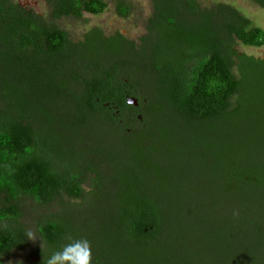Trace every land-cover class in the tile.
I'll list each match as a JSON object with an SVG mask.
<instances>
[{"label": "trees", "instance_id": "1", "mask_svg": "<svg viewBox=\"0 0 264 264\" xmlns=\"http://www.w3.org/2000/svg\"><path fill=\"white\" fill-rule=\"evenodd\" d=\"M254 1L264 7V0ZM48 2L54 18L98 15L108 7L105 0ZM152 3L147 33L139 43L121 32L106 35L99 27L74 42L67 31L38 14L0 0V258L27 244L26 230L18 225L23 196L44 205L59 201L62 206L61 215L39 226L46 249L37 252L35 264H44L80 234L85 238L81 229L90 230L91 224H77L81 206L93 194H110L100 150L76 144L87 124H100L125 145L133 144L139 158L145 149L139 151L136 142L150 131L159 141L178 135L185 149L197 146L205 155L212 153L219 168L222 165V191L237 207L226 212L227 260L254 259V252L259 255L264 249L263 156L243 151L241 140L246 126H264V59L237 49L239 43L264 46V28L230 4L208 8L199 0ZM118 12L127 17L130 7L119 5ZM63 101L69 106L64 119L55 111ZM157 143L149 147L151 152L159 150ZM128 165L114 183L116 205L103 232L108 245L121 239L130 249L145 252L157 247L163 231L177 229V212L162 211L147 193L145 178L138 175L152 171L167 185L168 172L153 165ZM88 180L91 190L86 192ZM257 198H262L260 209L239 211L243 203ZM252 216L261 220L250 221ZM195 217L198 225L190 227L204 230L197 238L203 243L197 259L209 261L214 257L212 242L219 247L221 235L209 241L208 220ZM181 219L182 215L180 223ZM245 222L249 230L242 239L239 232ZM161 249L165 261L177 264V239Z\"/></svg>", "mask_w": 264, "mask_h": 264}, {"label": "rangeland", "instance_id": "2", "mask_svg": "<svg viewBox=\"0 0 264 264\" xmlns=\"http://www.w3.org/2000/svg\"><path fill=\"white\" fill-rule=\"evenodd\" d=\"M11 1L38 14L49 24L67 31L74 42L82 40L85 33L91 28L99 27L106 35L121 32L130 40L139 43L140 38L147 33L148 20L154 11L152 0H105L108 7L101 14L83 12L81 18L73 16L54 18L48 0ZM199 1L202 7L208 8L215 7L219 3L233 5L246 15L254 25L264 28V7L254 0ZM119 5L130 7V14L127 17L119 14ZM237 49L239 52L264 59V46L253 47L239 43ZM234 71L239 76L237 68ZM55 111L64 119L68 115L69 106L66 101H63L61 105H57ZM58 132L65 137L67 136L65 129H59ZM79 134L82 139H77V145L83 142V146L91 144L100 150L99 160L104 172L105 183L110 192L109 195L102 193L91 195L84 207L81 206V215L77 218V224L88 222L91 224L90 230L81 229L80 233L83 232L85 238L80 234V239H87L91 244L92 264H95L96 258H100L96 264H175L172 263L175 261H165L164 256L166 254L161 247L164 248L168 244H173L176 239L177 264H225L226 262L228 264H264L263 248L258 251L259 255L254 252V259L245 258L241 260L242 258H239L237 261L229 262L226 258L225 247L227 248L226 239L228 235V229L225 226L226 212L227 208L231 213L232 210H237V207L234 204L235 200L232 201L227 198V195L222 191V183L219 180L222 177L220 171L222 165L219 168L215 159L212 158V153L205 155L204 150L197 146H192V149H190L191 147L185 149L186 143L181 140L182 136L178 135L173 136L169 142L159 141V139L152 137L155 134L150 131L145 133L143 139L136 142L137 147H140L139 151L145 149L143 150L144 155L139 158L138 154L135 156L133 144L125 145L110 130L102 129L100 124H94V126L87 124ZM84 137L85 140H83ZM241 140L243 151L250 153L253 157L259 153L260 156H263L260 161H264V126H255L250 130L246 126L242 132ZM154 143H157L159 150L151 152L149 147L153 146ZM126 164H129L130 167L137 164L140 168L153 165L157 171L161 168L165 173L168 172L166 181L168 187L158 181L152 171L145 172V174L143 172L142 174L138 173V175H143L147 193L159 204L162 211H168L170 214L177 212V229L168 228L163 231L157 247L147 249L145 252L130 249L129 243L121 239L115 244L108 245V241H105L108 238L103 232V225L107 221V216L111 212V208L116 205V186L114 183L120 179V174L123 173L122 170ZM219 171L220 176L217 175ZM228 180L229 178H226L225 183ZM84 188L86 192L91 190L90 180L85 183ZM225 198L227 201L224 200ZM66 201L77 205L82 202L81 200L69 199ZM231 203H233L232 206ZM247 203L249 204L243 203V207L239 211L258 210L263 206L261 205L262 198L250 200ZM0 205H2L1 200ZM19 210L21 215L18 225L20 224L26 230L27 244L24 248L15 249L9 256L0 258V264H35L38 262L39 253L37 252L46 249V243L39 233V226L46 219L61 215L62 206L59 201L44 205L37 203L32 198L23 196ZM197 215L205 216V220L209 222V241L211 238L214 240L218 235H221L219 247L212 242L211 254L214 257L209 261L197 259L198 251L202 252L199 245L203 244L202 241L197 242V238L202 236L204 232L200 226L194 229L190 227L195 222L193 220L197 218L195 217ZM253 218L261 220V216H252L250 221ZM195 224L198 225V222L196 221ZM248 226L247 222L242 225V231L239 232V237H243L242 239L245 236L242 233L244 234L246 230H249ZM30 233L36 237L35 240L29 238Z\"/></svg>", "mask_w": 264, "mask_h": 264}, {"label": "clouds", "instance_id": "3", "mask_svg": "<svg viewBox=\"0 0 264 264\" xmlns=\"http://www.w3.org/2000/svg\"><path fill=\"white\" fill-rule=\"evenodd\" d=\"M29 238L36 239L31 233ZM44 264H92L91 244L87 239L74 240L54 252Z\"/></svg>", "mask_w": 264, "mask_h": 264}, {"label": "water", "instance_id": "4", "mask_svg": "<svg viewBox=\"0 0 264 264\" xmlns=\"http://www.w3.org/2000/svg\"><path fill=\"white\" fill-rule=\"evenodd\" d=\"M129 102H130V103H133V104H135V105L138 104V102H137V100H136L135 98H129Z\"/></svg>", "mask_w": 264, "mask_h": 264}]
</instances>
